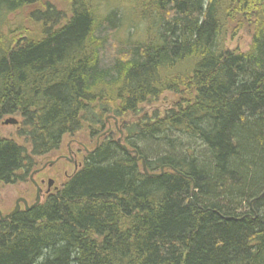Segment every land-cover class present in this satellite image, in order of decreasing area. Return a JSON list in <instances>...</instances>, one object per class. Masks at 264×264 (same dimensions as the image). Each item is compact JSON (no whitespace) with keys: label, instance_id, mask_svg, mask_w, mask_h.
I'll use <instances>...</instances> for the list:
<instances>
[{"label":"trees","instance_id":"obj_1","mask_svg":"<svg viewBox=\"0 0 264 264\" xmlns=\"http://www.w3.org/2000/svg\"><path fill=\"white\" fill-rule=\"evenodd\" d=\"M245 29L249 48L229 49ZM10 116L0 190L109 116L126 148L101 142L0 220V264H264V0H0Z\"/></svg>","mask_w":264,"mask_h":264},{"label":"rangeland","instance_id":"obj_2","mask_svg":"<svg viewBox=\"0 0 264 264\" xmlns=\"http://www.w3.org/2000/svg\"><path fill=\"white\" fill-rule=\"evenodd\" d=\"M252 39V32L250 30L241 31L235 38H229L227 41V47L229 49H238L241 51H246L249 48ZM177 100V96L173 93L164 94L158 101L153 102L151 105H146V109L149 111L159 110L160 112H164L166 109L170 108L174 105ZM15 120V123L6 124V120ZM20 119L18 116H10L6 117L0 122V134L2 136L11 137L16 140L17 138V130L18 125L20 123ZM108 131H113L118 133L117 137H119L121 130L120 122L117 120V125L114 119H109L107 125ZM98 135H91L89 129H85L76 135H66L63 139V144L55 154L50 156H45L40 159L34 171L40 170L33 176V179L40 185L41 189H43L42 201H44L47 197V180L48 178H53L55 182V186L57 188H61L63 184L73 175L77 169H75L74 164H69L65 161H60L58 164H54L52 167H46L42 169L45 165L49 164L61 154L65 153L67 150V146L74 140L78 142L84 143V145L92 150L95 146H97L100 142L97 139ZM115 137V139L117 138ZM86 155H84L85 157ZM83 160V156L79 155V161ZM140 164L141 161H140ZM81 165V164H80ZM28 177L27 181L16 183V184H5L2 186L0 190V212L2 216L10 214L16 206V202L19 198H25L28 203L31 205L35 202L37 198V188L31 180V175ZM45 179V184H41V180ZM54 188V187H53ZM56 191L52 189L51 193H55ZM22 209H24V205L21 204Z\"/></svg>","mask_w":264,"mask_h":264},{"label":"flooded vegetation","instance_id":"obj_3","mask_svg":"<svg viewBox=\"0 0 264 264\" xmlns=\"http://www.w3.org/2000/svg\"><path fill=\"white\" fill-rule=\"evenodd\" d=\"M91 133V132H90ZM91 135H98L99 137L97 138L99 140L100 138V142H103L105 140H110V139H115V137H117L118 133L116 132H113V131H108L107 129L102 131L101 133H98V132H95V133H91ZM119 137H122V136H119ZM119 137H117L116 139L118 140ZM120 141H118L119 143H123L124 141V137H122V139H119ZM98 144V145H99ZM95 146L92 150H89L85 145L84 143L82 142H78L76 140L72 141L68 146H67V150L65 153H61L56 159V163L54 164H58L60 161H65L69 164H74L75 165V168H76V165H80V164H84L85 162V159L87 157V155H89L92 151L96 150V148L98 147ZM124 147V146H123ZM79 155H82L83 156V160L80 162L79 161ZM84 155H86L84 157ZM50 178H48L49 180ZM53 179V178H52ZM47 180V182H48ZM41 184L44 185L45 184V179H42L41 180ZM47 191H46V194H51L52 192V189L53 190H57V187L55 186V183L52 184L51 187H49L48 183H47ZM54 187V188H53ZM50 188V189H49ZM41 195H43V189H41Z\"/></svg>","mask_w":264,"mask_h":264},{"label":"water","instance_id":"obj_4","mask_svg":"<svg viewBox=\"0 0 264 264\" xmlns=\"http://www.w3.org/2000/svg\"><path fill=\"white\" fill-rule=\"evenodd\" d=\"M16 121L11 119V120H6L5 123L8 124V123H15ZM116 125H117V121H116ZM122 134V132H121ZM126 148V146H124ZM135 158H137V156H135ZM141 160H142V163H143V168H144V171L145 173L149 174V172L147 171V168H146V162H145V159L143 157H141ZM54 163H56L55 161L53 162H50L49 164L45 165L42 169L46 168L47 166H52L54 165ZM164 168H162V172H163ZM40 170H37V171H34L33 174L31 175V180L32 182L34 183V185L36 186L37 188V198L35 200V202L31 205H29L28 201L25 199V198H19L16 202V206H15V209L10 213L8 214L7 216L3 217L2 216V213L0 212V219H3V220H6V219H9L11 218L13 215H15L16 213H18L21 209V204L24 205L25 209L26 210H30L34 207H36L37 205H39L41 203V200H42V196H41V187L39 186V184L33 179V176L38 173ZM152 175V174H151ZM54 183V181L52 179H50L48 181V185L49 187L52 186V184ZM50 189V188H49Z\"/></svg>","mask_w":264,"mask_h":264},{"label":"bare ground","instance_id":"obj_5","mask_svg":"<svg viewBox=\"0 0 264 264\" xmlns=\"http://www.w3.org/2000/svg\"><path fill=\"white\" fill-rule=\"evenodd\" d=\"M119 139H122V137H119ZM119 139H118V140L116 139V141H120ZM120 144H121L122 146H124L123 143H120Z\"/></svg>","mask_w":264,"mask_h":264}]
</instances>
